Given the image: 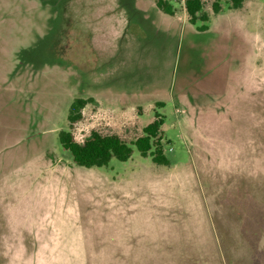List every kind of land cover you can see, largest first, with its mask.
<instances>
[{
	"label": "rangeland",
	"instance_id": "374dc122",
	"mask_svg": "<svg viewBox=\"0 0 264 264\" xmlns=\"http://www.w3.org/2000/svg\"><path fill=\"white\" fill-rule=\"evenodd\" d=\"M156 1L0 0V264H264V0ZM75 97L79 142L159 114L168 164L76 165Z\"/></svg>",
	"mask_w": 264,
	"mask_h": 264
},
{
	"label": "trees",
	"instance_id": "16d2710c",
	"mask_svg": "<svg viewBox=\"0 0 264 264\" xmlns=\"http://www.w3.org/2000/svg\"><path fill=\"white\" fill-rule=\"evenodd\" d=\"M244 0H229L231 8L241 7ZM156 6L163 12L172 14V7L165 0H157ZM184 8L188 15V20L194 23L196 19L206 21L208 15L203 11L202 0H184ZM212 9L215 13L220 10V3L214 1ZM201 30L206 29V25L200 26ZM90 98L75 97L72 99L67 114L68 128L59 130L57 139L60 146L69 151L72 161L83 167H100L106 165L111 158L127 160L133 151L134 146L141 156H150L156 164L167 165L168 160L163 152L161 129L163 120L159 114H155L154 119L142 128V132L134 139L127 141L115 133H101L92 129L82 141L75 140L70 127L82 117V109L91 102Z\"/></svg>",
	"mask_w": 264,
	"mask_h": 264
},
{
	"label": "crops",
	"instance_id": "0c3cea01",
	"mask_svg": "<svg viewBox=\"0 0 264 264\" xmlns=\"http://www.w3.org/2000/svg\"><path fill=\"white\" fill-rule=\"evenodd\" d=\"M205 31H206V29H205ZM207 31H208V29H207ZM179 97H185V96H184V93H182L180 96H179V95L177 96V98H179ZM185 98H186V97H185ZM179 99H180V98H179ZM179 99H178V100H179ZM91 100H92V99H91ZM185 100H186V99H185ZM93 101H94V100H93ZM183 102H184V100H183ZM112 110H113V109H112Z\"/></svg>",
	"mask_w": 264,
	"mask_h": 264
}]
</instances>
